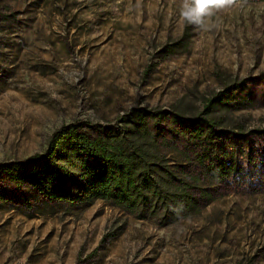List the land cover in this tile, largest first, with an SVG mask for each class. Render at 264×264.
<instances>
[{
    "label": "rangeland",
    "instance_id": "rangeland-1",
    "mask_svg": "<svg viewBox=\"0 0 264 264\" xmlns=\"http://www.w3.org/2000/svg\"><path fill=\"white\" fill-rule=\"evenodd\" d=\"M181 3L0 0V163L42 152L74 120L117 126L134 108L196 116L243 82L250 103L208 111L228 128L264 129V1H236L206 27L185 22ZM22 191L27 202L14 189L0 201V264H264V191L167 225Z\"/></svg>",
    "mask_w": 264,
    "mask_h": 264
},
{
    "label": "trees",
    "instance_id": "trees-1",
    "mask_svg": "<svg viewBox=\"0 0 264 264\" xmlns=\"http://www.w3.org/2000/svg\"><path fill=\"white\" fill-rule=\"evenodd\" d=\"M252 99L243 82L216 94L196 116L134 108L117 126L64 124L42 152L0 163L7 186L0 201L9 204L14 189L27 202L28 186L50 203L79 208L103 200L138 220L156 217L167 225L230 193L264 191V129L228 128L208 111Z\"/></svg>",
    "mask_w": 264,
    "mask_h": 264
},
{
    "label": "clouds",
    "instance_id": "clouds-1",
    "mask_svg": "<svg viewBox=\"0 0 264 264\" xmlns=\"http://www.w3.org/2000/svg\"><path fill=\"white\" fill-rule=\"evenodd\" d=\"M233 3L234 0H182L180 16L188 24L206 27L207 18Z\"/></svg>",
    "mask_w": 264,
    "mask_h": 264
}]
</instances>
